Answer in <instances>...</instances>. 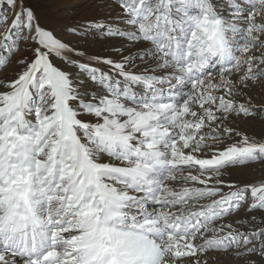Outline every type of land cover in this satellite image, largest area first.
Listing matches in <instances>:
<instances>
[{"label":"snow or ice","instance_id":"6c2138e0","mask_svg":"<svg viewBox=\"0 0 264 264\" xmlns=\"http://www.w3.org/2000/svg\"><path fill=\"white\" fill-rule=\"evenodd\" d=\"M74 7L0 0V264H264V0Z\"/></svg>","mask_w":264,"mask_h":264},{"label":"rangeland","instance_id":"374dc122","mask_svg":"<svg viewBox=\"0 0 264 264\" xmlns=\"http://www.w3.org/2000/svg\"><path fill=\"white\" fill-rule=\"evenodd\" d=\"M40 5L43 7L41 10L37 9L36 14L41 11H47V15H43L44 20L49 22L71 23L73 20L81 18L83 15V9H76L74 5L77 0H40ZM28 2V1H27ZM29 3V2H28ZM32 6V4H31ZM91 43V41L89 42ZM81 46H88L81 45ZM95 48L99 47V44L94 45ZM261 165L254 164L249 168H245V172H250L253 179L261 176ZM239 175V173L237 174ZM255 215L260 218L261 213L257 212ZM235 219V217H233Z\"/></svg>","mask_w":264,"mask_h":264},{"label":"bare ground","instance_id":"6f19581e","mask_svg":"<svg viewBox=\"0 0 264 264\" xmlns=\"http://www.w3.org/2000/svg\"><path fill=\"white\" fill-rule=\"evenodd\" d=\"M30 4H32L33 9L35 10V12L37 11V9L41 10L43 7L40 5L41 1L40 0H27ZM48 12L47 11H41L39 13H37V16L41 17V19H44L43 15H47Z\"/></svg>","mask_w":264,"mask_h":264}]
</instances>
